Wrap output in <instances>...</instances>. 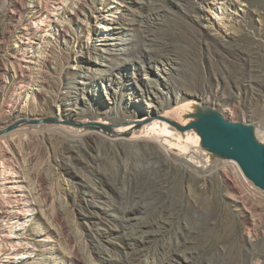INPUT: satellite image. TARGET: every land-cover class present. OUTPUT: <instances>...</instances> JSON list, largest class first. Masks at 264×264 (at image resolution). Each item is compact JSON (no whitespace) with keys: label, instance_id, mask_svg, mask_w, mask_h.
<instances>
[{"label":"rangeland","instance_id":"rangeland-1","mask_svg":"<svg viewBox=\"0 0 264 264\" xmlns=\"http://www.w3.org/2000/svg\"><path fill=\"white\" fill-rule=\"evenodd\" d=\"M93 1L79 12L76 0H0V264H264V182L244 181L222 153L195 172L152 145L92 133L159 110L140 83L168 54V82L190 101L170 120L220 119L264 152V0ZM144 24L161 51L143 46L121 71H94L102 26L129 42ZM132 205L140 216L128 225L118 213ZM138 223L152 225L144 245Z\"/></svg>","mask_w":264,"mask_h":264},{"label":"bare ground","instance_id":"bare-ground-1","mask_svg":"<svg viewBox=\"0 0 264 264\" xmlns=\"http://www.w3.org/2000/svg\"><path fill=\"white\" fill-rule=\"evenodd\" d=\"M76 1H77L76 8L77 11L79 12H84V7H86L87 4L94 2L93 0H76ZM224 2L229 3L230 6L233 5L235 6V4L231 0L221 1L220 3H224ZM191 7L193 8V10L197 9V7L194 4H191ZM45 12H47L46 9ZM36 13L38 17H40V15L42 14L41 10L38 9L36 10ZM39 24L43 25L42 22L34 23L35 26H38ZM114 26L106 27V28L104 26L101 27L102 30H106V31L110 30V33L108 34V36H104L101 40L104 43L105 47L103 49L95 48L97 52L95 58L100 60L98 62L96 61V63H98L99 66L94 68L95 72L102 74L104 72L109 71L108 73L111 74L113 71L116 72L121 71L123 67L128 66L127 59L131 56V54H133V52L142 53L144 51L143 46L151 47L150 49L153 50L155 49L157 51L162 50L157 47H154L156 43L155 38L152 35L153 32L150 30L148 24L139 25L138 27L132 28L131 38H129L130 41L129 42L127 41L128 45L126 40L120 36L121 32L117 31ZM61 32H63V36L67 34V29L65 25H61ZM111 46L117 47L116 49H114L115 51L111 52L112 56L110 57L104 56V53H106V51L110 49ZM90 52L91 51L88 49L87 53ZM161 56L162 58L159 57L160 58L158 61L159 64L156 65V68H153L149 64H147L146 67H144L145 77H144V81L140 83L141 90H143L146 94L145 99H143L146 101L145 102L146 106L148 108H154V109H156L157 106H159L157 108L159 110L150 113L136 114L130 120H127L125 122H118L119 125H116L115 127H112L109 130L98 128L97 131H92V133L93 135L107 141V143L109 142L110 144L129 143V144L152 145L156 147L164 155L166 161L172 162L171 159L168 157L170 154L174 157L181 158L183 168L190 170L192 169L195 172H202L207 167V163L204 157L208 159L209 157H211V153L220 154L219 151L217 152L212 148H207L210 152L203 151L202 146H204L203 141L205 140V135H206L204 130L206 128H209L211 130L212 135L222 133L223 134L222 138L229 139V137H231V133H233L236 136V139L240 140L239 136L238 134H236V132H233V130H231V127L226 122H224V130H219V129L215 130L210 126L209 117L205 115L200 116L195 120H191L190 122H179L176 120H170L171 115L174 112L180 111L182 108L189 107L190 101L182 102L184 97L180 98L179 94L176 93L177 89L175 87V84L172 81L168 82V80L170 79L169 76L171 74V70L174 68L175 65L174 60L168 54H162ZM88 71H89V67L83 70V72H85L83 73L84 79L79 80V83L83 85L82 89H84L87 84H90L92 82V80H90L91 78L87 74ZM101 79L102 81L105 82L109 81V78L104 76V74L101 75ZM107 88H108V83L106 84V89ZM120 96L121 99L123 100V95L120 94ZM172 96L175 97L173 101H171L173 98ZM120 105L121 104L119 103L114 105L113 107L114 112H119L122 110V107ZM169 120L173 121L174 124H171ZM196 121H202L203 125L190 126L192 123ZM102 123L105 124L106 121H103ZM177 126L186 127V128L181 129ZM59 127L60 126L56 128L59 129ZM260 131H261L260 129L257 130V133ZM69 132L71 133L72 137L76 138L77 140L78 138H81L85 134V132L82 131L81 129H74V130H70ZM183 136L184 139L182 138ZM190 140L195 141L196 142L195 145H191ZM260 143H264V142H260ZM227 159L230 160L232 166L235 167L236 170L240 172L241 176L245 181L246 172L241 167V165L232 157H229ZM8 182L11 183L8 184V187L14 188L15 194L18 195L19 184L16 185L17 183L15 184L14 183L15 181L14 182L8 181ZM139 212H140L139 207L132 205L128 208L122 209L118 214L121 221H123L125 224L130 225V223H133V221H135L140 216L138 215L137 217V213ZM151 228L152 225H143V223L142 224L138 223L136 242H138L140 245H144L147 242H149L150 237L152 235L151 233L153 231V229L151 230ZM23 257L24 256L22 254H17L15 256H12V259L20 260ZM1 264H13V261H11L10 259H6Z\"/></svg>","mask_w":264,"mask_h":264},{"label":"water","instance_id":"water-1","mask_svg":"<svg viewBox=\"0 0 264 264\" xmlns=\"http://www.w3.org/2000/svg\"><path fill=\"white\" fill-rule=\"evenodd\" d=\"M52 120V119H51ZM210 120L218 123L224 128V122L220 119L210 118ZM169 122L174 124L173 121ZM192 125H203L202 121H196L192 123ZM179 128H186L177 126ZM205 140L204 145L209 148L214 149L215 151H219L220 153L234 158L241 167L245 170L247 174H249L252 178L261 180L264 182V152H260L255 150V148L248 141H243L242 139H236V136L231 133V137L222 138L223 134L218 133L215 135L211 134V130L206 128L205 130Z\"/></svg>","mask_w":264,"mask_h":264},{"label":"built area","instance_id":"built-area-1","mask_svg":"<svg viewBox=\"0 0 264 264\" xmlns=\"http://www.w3.org/2000/svg\"><path fill=\"white\" fill-rule=\"evenodd\" d=\"M244 180V179H243ZM245 181H247V178L245 179Z\"/></svg>","mask_w":264,"mask_h":264}]
</instances>
